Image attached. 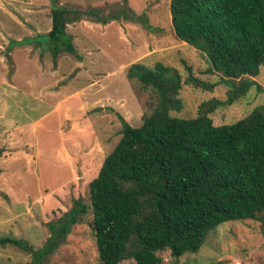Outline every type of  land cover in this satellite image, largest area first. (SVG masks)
<instances>
[{"label": "rangeland", "instance_id": "obj_1", "mask_svg": "<svg viewBox=\"0 0 264 264\" xmlns=\"http://www.w3.org/2000/svg\"><path fill=\"white\" fill-rule=\"evenodd\" d=\"M54 3L72 8L128 6L145 14L156 28L114 21L105 25L83 20L66 32L75 54L54 59L43 45L24 43L51 29ZM170 0H0V237L23 239L37 251L49 236L46 223L60 217L82 198L88 184L121 137L119 114L138 127L155 104L150 90L126 76L128 67L162 63L185 80L191 74L211 91L183 85L179 112L193 119L201 103L224 100L228 87L219 73H207L206 56L178 40L171 28ZM264 89V67L250 78ZM264 105L256 86L231 106L209 114L216 126L231 124ZM116 113V114H115ZM91 215L72 227L65 243L46 264H99ZM167 264H264V228L260 222H227L210 231L200 250ZM32 254L0 246V264H30ZM120 264H135L124 260Z\"/></svg>", "mask_w": 264, "mask_h": 264}, {"label": "trees", "instance_id": "obj_2", "mask_svg": "<svg viewBox=\"0 0 264 264\" xmlns=\"http://www.w3.org/2000/svg\"><path fill=\"white\" fill-rule=\"evenodd\" d=\"M169 15L175 37L206 56L207 73L220 74V84L229 88L226 98L201 103L193 119L171 117L182 109L183 85L211 91L215 84L194 77L190 68L182 80L162 63L131 64L127 78L150 90L155 106L138 127L115 113L121 137L88 184V204L73 199L46 223L49 236L37 251L12 237H0V246L32 254L30 264H46L72 227L91 215L99 264H167L157 253L168 251L175 261L196 253L221 224L253 220L264 228V105L231 124L216 126L209 116L254 85L264 95L250 80L264 67V0H170ZM50 17L46 34L23 42L43 45L54 59L61 52L75 54L66 32L72 23L126 21L156 29L128 6L106 11L54 3Z\"/></svg>", "mask_w": 264, "mask_h": 264}]
</instances>
